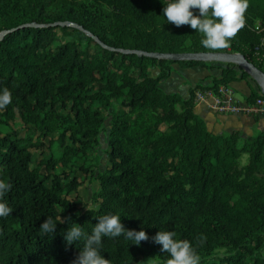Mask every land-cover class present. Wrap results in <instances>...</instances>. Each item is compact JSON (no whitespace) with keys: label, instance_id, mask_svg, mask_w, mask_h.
I'll use <instances>...</instances> for the list:
<instances>
[{"label":"trees","instance_id":"1","mask_svg":"<svg viewBox=\"0 0 264 264\" xmlns=\"http://www.w3.org/2000/svg\"><path fill=\"white\" fill-rule=\"evenodd\" d=\"M247 2L229 47L213 50L190 26L167 23L161 0H0V88L12 96L0 109V180L13 208L0 218V264H72L67 219L90 232L105 214L149 236L140 246L103 238L108 264H166L151 239L159 230L190 241L201 264H264V127L215 133L195 111L196 91L250 74L131 52L239 53L264 71V0ZM65 21L78 27L55 25ZM174 63L222 75L184 98L160 87ZM82 178L96 182L89 199ZM47 216L61 217L52 236L39 230Z\"/></svg>","mask_w":264,"mask_h":264},{"label":"clouds","instance_id":"2","mask_svg":"<svg viewBox=\"0 0 264 264\" xmlns=\"http://www.w3.org/2000/svg\"><path fill=\"white\" fill-rule=\"evenodd\" d=\"M161 3L164 5L162 16L167 23L176 27L190 26L202 34L200 44L213 50L229 47L231 38L244 25V13L248 7L247 0H161ZM194 10H198V14H194ZM11 100L10 91L0 88V109L9 105ZM11 187L10 183L0 180V218L8 217L13 211L6 200ZM97 219L90 232L72 222L71 218L67 219L69 227L62 233L64 240L68 246L75 245L79 250L72 264H108L101 251L103 238L122 237L137 246L149 239L143 227L140 230L126 228L119 214H105ZM61 222V217L47 216L39 230L45 236H52ZM151 239L161 246L162 253H167L166 264H201V256L193 244L177 238L174 231L159 230Z\"/></svg>","mask_w":264,"mask_h":264},{"label":"crops","instance_id":"3","mask_svg":"<svg viewBox=\"0 0 264 264\" xmlns=\"http://www.w3.org/2000/svg\"><path fill=\"white\" fill-rule=\"evenodd\" d=\"M151 70L155 75L159 73L158 68H152ZM221 75L222 69L218 65L184 67L179 63H174L171 75L161 82L160 87L164 92L178 93L184 98H189L191 88L197 84L210 86L213 78H219ZM229 86L235 94L238 93L244 98L249 97L252 90H258L254 82L246 80L233 81ZM210 104V101L196 102L195 111L204 119L207 127L215 133L240 130L243 133L247 132L246 135H249L253 134L254 130L257 131L264 127V118L243 115H218L212 111ZM249 130L250 132H248Z\"/></svg>","mask_w":264,"mask_h":264},{"label":"built area","instance_id":"4","mask_svg":"<svg viewBox=\"0 0 264 264\" xmlns=\"http://www.w3.org/2000/svg\"><path fill=\"white\" fill-rule=\"evenodd\" d=\"M256 29L262 32L261 45L264 49V28L259 22ZM195 101H210L211 109L218 115H243L246 117H264V97L259 96L252 100L247 98L237 99L234 90L229 85H220L215 91L213 89L198 90Z\"/></svg>","mask_w":264,"mask_h":264},{"label":"water","instance_id":"5","mask_svg":"<svg viewBox=\"0 0 264 264\" xmlns=\"http://www.w3.org/2000/svg\"><path fill=\"white\" fill-rule=\"evenodd\" d=\"M55 25L78 27L77 24L72 22H59ZM82 29L81 27H79ZM88 33V32H87ZM91 35L90 33H88ZM123 52L129 53L130 51L124 50ZM138 55L146 57L172 60L174 62L179 61H200V62H214L220 64H232L236 67L246 70L256 84L259 86L261 94L264 96V71L257 68L251 62H249L244 55L236 53H220V52H184V53H159V52H143V51H131Z\"/></svg>","mask_w":264,"mask_h":264},{"label":"rangeland","instance_id":"6","mask_svg":"<svg viewBox=\"0 0 264 264\" xmlns=\"http://www.w3.org/2000/svg\"><path fill=\"white\" fill-rule=\"evenodd\" d=\"M153 68H157V67H153ZM152 69V68H151ZM239 69V68H238ZM152 72V70H151ZM154 73V72H152ZM155 75V74H153ZM246 81H252L255 83V85L258 87L259 90V86L256 84V82L253 80V78L251 77V75L249 76V78ZM235 97L237 99H244V97L240 94H235ZM254 118V117H253ZM260 118H264V117H260ZM20 119L18 118L15 122H14V126L15 127H19L20 126ZM108 120L106 122V126H105V130L100 134L99 136V140H98V157H100V169H104L105 165L107 164V160H106V147H107V141H108ZM250 132V130L248 131ZM254 132H256L254 130ZM252 132V133H254ZM243 133V132H242ZM247 133V132H246ZM246 133H243V135H246ZM82 180V189H85L86 191H88L90 193V195H88V199L91 196V191H94L96 189V182L95 181H91V180H86L84 178L81 179ZM83 201V199L81 200ZM82 204V203H80Z\"/></svg>","mask_w":264,"mask_h":264}]
</instances>
